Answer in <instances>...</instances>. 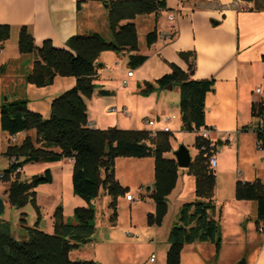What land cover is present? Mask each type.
<instances>
[{
  "label": "crops",
  "instance_id": "0c3cea01",
  "mask_svg": "<svg viewBox=\"0 0 264 264\" xmlns=\"http://www.w3.org/2000/svg\"><path fill=\"white\" fill-rule=\"evenodd\" d=\"M169 15L173 18L169 19ZM131 21L136 27L138 50H105L96 59L101 65L93 80L95 87L91 97L85 98L88 126L149 131L167 127L173 134L170 139L172 151L164 155L174 158L173 152L179 144H183L188 148L192 160L198 152L194 147L196 133L180 129L179 88L175 86L148 95H141L137 90L144 81L151 82L169 71L167 62H175L185 69L186 64L178 53L195 50L193 77L213 79V88L205 96V125L210 129L212 145L215 144L211 154L216 160L213 199L221 235L217 253L215 244L208 241L183 245L179 264H264V233L257 230L256 203L234 196L237 180L259 179L264 184V143L262 147L257 146V119L251 114L252 103L262 98L261 94L254 92L255 88L264 89V63L261 58L264 54V0H166V9L137 15ZM0 24L10 26L9 38L0 45V104L6 99L27 98L28 108L41 113L43 117L49 115L51 100L72 87L75 77L57 75L52 84L42 87L26 83L24 76L32 67L34 54L19 52L17 41L20 27H27L36 45L49 39L53 46L65 47L66 40L75 34L98 33L106 39L111 37L103 0H0ZM155 28L157 38L147 46L146 34ZM136 52L147 56L144 63L132 69L129 77L126 76L129 67L117 76L116 71L127 64L128 55ZM140 69L141 72H138ZM123 79L126 84H122ZM100 89L110 90L112 95H99ZM110 108L117 111L110 112ZM147 119L154 120L152 127L145 123ZM26 135L35 137V131L20 132L14 137L20 142ZM10 140L11 135L0 128V159H7L8 165L10 160L4 152L7 145L12 143ZM117 162H124L126 170L134 174L144 172L146 175L144 180L131 186L122 184L124 181L115 173L119 183L128 187L127 193L132 195V200L126 199V194L117 199L119 204L120 198H125L129 207L125 226L131 232H126L136 239L138 245L148 250V257L141 264H165L169 247L168 231L176 221L181 204L195 198V177L187 172V168L178 167L177 180L167 195V211L161 224L148 225L146 214L155 210L150 197L154 182V159L151 156L117 157L115 164ZM52 164L59 168L61 183L65 182L67 191H62L61 187L57 189L52 170V182L47 184L52 189L56 188L54 193L63 198L60 204L65 220L69 221V217H72L73 221V208L76 206L101 203V217L107 216L109 221L110 197L104 190L89 202L73 194L72 158L42 162L40 169L29 174ZM24 167L33 169L36 166ZM131 188L138 190L139 201H136ZM66 194L71 200L68 207L64 202ZM137 205L142 211L139 225L135 222ZM118 221L119 209L116 222H108V229L113 230ZM49 228L52 232L53 227ZM109 235L111 240L115 236L114 232ZM152 254L155 257L150 260ZM69 255L72 260H82L75 259L77 254L74 250Z\"/></svg>",
  "mask_w": 264,
  "mask_h": 264
},
{
  "label": "trees",
  "instance_id": "16d2710c",
  "mask_svg": "<svg viewBox=\"0 0 264 264\" xmlns=\"http://www.w3.org/2000/svg\"><path fill=\"white\" fill-rule=\"evenodd\" d=\"M107 8V24L111 37L98 33L70 36L65 47H55L49 39L40 45L34 43L26 26L18 34V50L22 54L33 53L32 67L24 81L37 87L53 82L55 76H73L75 84L64 90L50 102L48 117L28 108L27 98L5 100L0 104V128L9 135L33 129L35 137L26 135L20 142L7 145L4 155L10 160L0 179L7 181V202L21 208L30 203L36 212L33 226H26L27 238L17 240L10 230V222L0 218V264H101L92 259L72 260L69 251L92 240L96 227L95 209L89 205L73 209V221L65 220L62 206L58 204L52 214L53 231L39 228L40 207L36 203L35 188L52 182L49 168L35 173L27 179L20 178L25 164L55 162L72 158V192L89 202L101 190L109 195V222L117 219V199L128 192V187L115 177L117 157H147L154 159V182L150 194L154 212L146 214L148 225H160L167 211V195L175 186L178 166L174 158L165 152L172 151L168 130H157L155 134L146 129H122L115 126L104 129L88 126L85 98H90L100 63L96 59L101 51L138 50L135 24L137 15L157 13L166 9V0H103ZM78 6V5H77ZM125 20V22H123ZM10 26L0 24V45L9 38ZM157 38L156 28L145 37L146 45ZM186 68L175 62H167L169 71L153 81H144L138 93L148 95L153 91L179 88L180 129L195 132L194 147L198 150L190 162L187 172L195 177V198L181 204L176 221L168 231L169 247L165 264H179L183 245L208 241L220 246V224L215 218L216 205L213 199L216 175L209 167V157L214 145L200 134L205 125V96L213 88V79H196L195 50L178 53ZM264 63V54L261 56ZM147 59L146 55H128V67L132 70ZM99 95H112V91L100 89ZM253 117L264 116V97L251 105ZM260 147L264 143V130L256 128ZM19 169V170H17ZM236 199L252 200L256 203L257 226L264 223V184L259 179L237 180ZM23 220V219H22Z\"/></svg>",
  "mask_w": 264,
  "mask_h": 264
},
{
  "label": "rangeland",
  "instance_id": "374dc122",
  "mask_svg": "<svg viewBox=\"0 0 264 264\" xmlns=\"http://www.w3.org/2000/svg\"><path fill=\"white\" fill-rule=\"evenodd\" d=\"M127 68H128V65L124 64V66L121 68L122 70L116 71V75L119 76L121 74V71L126 72ZM138 72H141V69L138 70ZM18 139L19 138H17V140ZM39 164H42V162L25 164L26 166L33 165L36 167H34L33 169H28L27 167L25 168L24 167L25 165H24L23 166L24 168L22 167V169L20 170V178L27 179L29 176L32 175V174H29L31 173V171H34L35 169L36 170L40 169ZM124 166H125L124 162H117L115 164V173L116 175H118V177L122 181H124L122 182V184L128 183L129 185L133 186V185H137L139 181L144 180L146 178V175L144 172H142L140 175H137V174H134L126 170ZM7 167H8L7 159L5 160L0 159V170H1L0 176L2 174V171ZM46 168H49L54 173L55 182H56L55 186H57V189L58 187H61L62 191L64 192L65 190L67 191L65 182L62 181L61 183V176H60L59 168L57 167V165H54V164L45 165L41 168V170H38L34 172L33 174L41 173ZM7 186H8V182L2 181L0 179V197L5 202L4 210L0 214V218L10 222L11 234L13 235L15 239L23 240L27 238L26 226H33L34 222L36 221L37 215H36V212L33 206L30 203H27L21 208H15V207L10 206L9 203L7 202V193L5 192L6 190L4 191V189H6ZM48 186L49 184H40L35 188V190L37 193L36 203L40 206V216L42 217L40 219L41 221L39 223V228L45 232L50 233L51 229L49 227L50 226L53 227V224H52L53 223V219H52L53 211L55 209V206L57 204H60L61 201H63V198L62 199L60 198L59 196L60 194L54 193L56 191V188L52 189L51 187H48ZM131 190H132V193L136 196V201H139L140 197L138 196V190H133L132 188ZM64 202H65L66 207H68L71 204V200L67 194H66V197L64 198ZM99 204L100 205H98V203H95L91 205L95 209L94 223L97 225L95 233L92 236V240L82 245L80 249L78 248H76L77 250L72 249L77 254L75 259H93L101 264H132L133 260L135 264L143 263L144 260H146L148 257V252H147L148 250L146 247H142L138 245L135 241L136 239H132V236L126 232L130 230H127L125 226L128 221V211H129V207H128V204L125 202V198H120L119 204H117V212L119 209V221H118V225L113 227L114 228L113 230L112 228L108 229L109 221L107 219L108 217L105 216L107 213L106 211L104 212L105 215H103L105 217L104 218L101 217V214H100L101 203ZM139 207L140 206L137 205V207L135 208L136 225H139L141 221V216H142V211L139 209ZM68 220L69 222H72V217H69ZM48 229L50 230L48 231ZM137 230L139 231V229ZM110 232H114L115 234L112 240L108 238V236H110L109 235ZM132 233H135V232L132 231ZM139 235L141 238L142 237L141 234ZM72 250H70L69 253ZM123 250L126 252L125 254ZM132 256H133V260H132Z\"/></svg>",
  "mask_w": 264,
  "mask_h": 264
},
{
  "label": "built area",
  "instance_id": "2783aa9c",
  "mask_svg": "<svg viewBox=\"0 0 264 264\" xmlns=\"http://www.w3.org/2000/svg\"><path fill=\"white\" fill-rule=\"evenodd\" d=\"M168 18H169V19H172L173 16H172V15H169ZM131 75H132V70L129 69V70L127 71L126 76L129 77V76H131ZM122 84H126V80H125V79L122 80ZM254 92H255L256 94H261L262 97H264V89H263V88L257 87V88H255ZM109 111H110V112H115V111H117V109H116V108H110ZM256 119H257V127H256V128H257V129H260V130H264V126H263V123H264V116L256 117ZM145 123H146L148 126L152 127L153 124H154V120H149V119H147V120H145ZM164 130H168V128L165 127ZM209 131H210V129L206 128V129L201 130V131H200V134H201L203 137H205V138H209ZM151 133L154 134L155 131H151ZM10 141H11L12 143L16 142V138L14 137V135H11V140H10ZM257 146L260 147V141H258ZM215 165H216V160H215V158L213 157V155H211V156L209 157V167L212 168V169H214ZM17 170H19V169H17ZM125 197H126V199H128V200H132V195L129 194V193H126V196H125ZM257 230H258L259 232H261V233H264V223H263V222H260V223H259V225L257 226ZM154 257H155V255L152 254V255L150 256V260H153Z\"/></svg>",
  "mask_w": 264,
  "mask_h": 264
},
{
  "label": "water",
  "instance_id": "95a60500",
  "mask_svg": "<svg viewBox=\"0 0 264 264\" xmlns=\"http://www.w3.org/2000/svg\"><path fill=\"white\" fill-rule=\"evenodd\" d=\"M173 154L178 167L188 168L192 160L189 150L185 145L179 144L178 148L173 152ZM4 203V200L0 197V214L4 210Z\"/></svg>",
  "mask_w": 264,
  "mask_h": 264
}]
</instances>
